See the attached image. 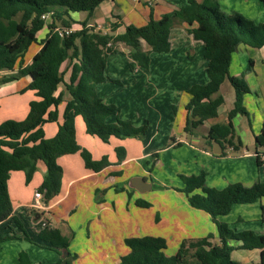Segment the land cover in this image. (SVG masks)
Wrapping results in <instances>:
<instances>
[{
	"label": "trees",
	"instance_id": "16d2710c",
	"mask_svg": "<svg viewBox=\"0 0 264 264\" xmlns=\"http://www.w3.org/2000/svg\"><path fill=\"white\" fill-rule=\"evenodd\" d=\"M100 1L0 0V71L17 68L16 72L2 76L0 83L29 75L31 80L26 88L33 90L39 97L29 102L24 119H6L0 123V223L12 213L7 187L10 171L22 170L28 182L36 170L37 161L42 160L46 169L37 190L47 202L61 188L62 167L57 163L59 156L79 152L85 167L93 171L112 164L106 155L93 159L91 153L78 144L74 124L76 116L82 118L87 134L103 142H108L112 136L122 139L144 133L147 122L134 126L128 120L119 119L118 108L112 103H105L98 96L96 85L107 79L118 82L107 77L104 70L108 55L117 52L119 43L128 46V58L147 70L150 56L143 49L142 40L154 52L169 51L170 29L176 22L186 23V31L195 40L202 41L208 77L204 84L194 83L186 90L189 100L185 104L187 116L184 131H191L208 117L217 114L223 98H212V94L227 79L234 89L233 106L225 122L210 125L206 144L211 147L212 141L218 142L222 148L219 156L227 155L225 146H231L234 151L242 146L235 134L232 118L237 114H247L243 96L250 89L244 74L230 75L229 66L239 44L264 46V22L257 23L240 15L225 14L219 10L218 0H186L184 5L158 19L150 14L143 25L128 24L122 34L103 33L94 26L86 25L85 21L79 22L80 29H72L76 22L72 13L86 11L90 15ZM46 13H50V16L43 19L42 15ZM193 24L196 25L191 27ZM44 25L48 27V34L38 42L36 34ZM115 28L114 23L111 30ZM57 29L62 30V34ZM34 42H38L40 48L32 61L23 66L24 54ZM66 58L72 61L69 82L65 84L70 99L65 103L62 121L58 123L55 135L46 138L42 125L47 121H57V106L62 97L55 96L54 92L62 81L60 66ZM109 116H115L116 121L109 122ZM256 141L263 145L264 137L257 136ZM115 152V164H119L125 158V148L117 146ZM256 155L259 163L257 151ZM205 177L203 170L196 174H180L182 186L175 189L185 195L190 206L203 210L211 217L216 225L218 243L212 241L211 233L196 239H183L175 254L168 256L164 253L166 239L162 236L125 237L124 244L128 252L121 255L116 264H240L231 257L232 251L254 248L260 249L259 264H264V235L252 230L234 231L219 219L230 212L232 205L254 202L264 196V183L245 186L233 182L218 189L208 186ZM135 204L140 207L151 205L142 198H137ZM262 212L264 214L263 207ZM12 220L22 235L12 232L1 237L0 241L22 237L34 243L35 240L28 235L20 220L16 216ZM35 234L39 241L60 254L56 261L48 264H73L76 255L68 250L72 236L64 235L58 227L47 226ZM63 250L65 253L62 256ZM17 264H32L26 251L18 252Z\"/></svg>",
	"mask_w": 264,
	"mask_h": 264
},
{
	"label": "crops",
	"instance_id": "0c3cea01",
	"mask_svg": "<svg viewBox=\"0 0 264 264\" xmlns=\"http://www.w3.org/2000/svg\"><path fill=\"white\" fill-rule=\"evenodd\" d=\"M221 1H225L218 0V4H221L223 7L229 4L228 1L227 4H223ZM245 1L249 2V0H243V2ZM185 3L186 0H157L153 4H148L146 0H101L90 15L86 11L73 12L72 17L76 22L72 25V29H80L81 24L79 22L85 21L86 25L94 26L103 33L122 34L128 24L143 25L149 19L150 14L155 19H158L163 14L177 9ZM114 23L116 24V28L112 31L111 25ZM195 25L193 24L191 27ZM187 27L186 23H174L169 34L170 50L158 52L169 53L179 51L180 55L154 56V51L142 40V47L149 52L150 56L149 67L147 70L142 68L143 71L139 69L141 67L136 62L133 65L124 60V58L131 60L127 57L129 48L119 43L117 45V52L109 54L106 59L105 75L111 79H119V74L113 70L114 64H118L120 69L123 64L128 65L131 75L127 77V80L131 81L130 86L132 89L128 90L125 86L121 87L119 81L113 82L107 79L96 85V93L105 103L114 104L118 108V116H121L122 119L127 120L129 119L128 117H132L135 121L134 123L139 126L147 119L149 128L155 131V133L159 131L160 124L157 120L152 124L151 120L153 118H150L148 113L142 114L139 112L137 108L140 107L135 103V97L146 94V100L150 102L153 98L161 99L179 96L178 107L175 110L178 115H182V122L180 121L177 127L175 126L176 124L170 125L169 130L172 138L176 134H185L184 137L180 136L172 140V143L180 144L186 141L188 145H184L177 150L180 155H192L195 159L191 158L192 160L186 162L190 164V166H185L187 167L185 169L189 171L186 175L196 174L203 170L206 173V184L218 189L233 182H239L245 186H250L256 182L264 183V159L260 158V162L258 163L256 155V151L259 153L264 151V144L259 145L256 141L257 136L264 137V46L250 47L239 44L232 54L229 74L239 76L243 73L250 91L243 96V104L247 110V114H237L232 118L235 134L240 139L242 146L237 151H234L231 146H225L227 155L219 156L213 154L212 146L209 147L206 144V135L210 125L227 120V113L233 106L234 89L227 79L224 80L219 89L212 94V98L217 96L223 98V102L218 106L217 114L208 117L202 124L192 128L191 131H184L187 116L185 104L189 100L186 90L193 84L192 81L196 80V82L199 81V83L204 84L208 80L204 57L203 60L199 59V65L195 67L189 58L192 55H196L197 50L199 52L202 50L203 43L201 40H195L186 31ZM47 34L48 27L44 25L36 34L37 41L43 40ZM38 42L30 44L28 47L23 57V66L28 65L39 50L40 45ZM71 63L72 61L66 58L60 66L62 81L58 84L54 95H61L62 101L57 106V121H47L42 125L46 138H51L55 135L58 123L62 121L65 103L70 99L65 84L69 82ZM16 70L17 68L15 67L13 71H0V78L14 73ZM30 80L29 75H24L18 79L0 83V123L6 119H24L28 112L29 102L39 99L33 90L26 88ZM163 80H166L167 83L161 87L158 81ZM222 88L227 92L228 100L223 96ZM118 103H122L124 105L123 108ZM175 106L174 104H170L171 109ZM52 109L53 106L50 107V110ZM111 118H114L116 121L115 116H109L107 120L109 121ZM74 124L78 144L86 148L91 153L93 159H100L103 155H106L112 164L105 166L99 171H93L85 167L79 152L59 156L57 163L62 167V183L59 191L61 193L45 202V208L40 211L32 209L30 205L33 202V193L41 183L46 169L44 162L42 160L37 161L36 170L32 175L30 185L26 184L25 174L22 170L10 171L7 187L12 204V213L7 220L0 223V227L4 225L2 232L0 231V238L12 232L22 235L20 228L12 220V217L16 216L24 229H26L28 235L35 242H30L22 237L0 241V252L2 251V256L4 257V260L2 259L0 264L7 262L4 256L7 250H9L10 258L12 257V263L14 262V264H17V256L20 250L28 253L32 264H48L56 261L60 257V254L39 241L35 233L46 226L55 228L60 224L64 226V231L61 232L66 236H72L68 244V250L76 255L73 264H87L83 255H93L96 253L102 254L100 255L101 261H95L93 264L118 263L120 256L128 252V247L124 244L125 237L155 235L162 236L166 240L174 239L178 244L183 239H196L204 237L209 233L217 237L216 225L211 217L203 210L190 206L183 193L172 189L173 193L170 194L178 200L164 204L166 207H163V205L157 210L158 221L155 212L152 214L153 216H148L145 213L147 211L152 212V204L149 207H140L134 203V200H130L127 202V208L132 213L129 214L126 210L123 212L118 211V205L96 202L97 200H94V196H90V199L83 203L82 208L85 209L87 216L81 221L75 218L72 219L74 217L72 214L73 210L75 211L76 208L81 207L78 206V199L73 202L76 206L72 204L69 208L70 210H66V215L61 214V204L71 196L74 185L75 191H77L79 186L84 185L80 183L83 180H88V189L92 190L93 193L96 188L103 186L112 187L114 184L119 183L122 185V189H129L132 198H142L144 200L146 199L143 198V193L152 189L155 184L151 177L152 174L142 163L143 160H147L151 155L157 154V149L146 150L147 146L154 142L156 136L154 132L147 139L146 143H144L147 137L145 136L146 133L141 134L143 135L142 140H140L142 138L140 135L137 136L138 139H133L138 141H131L129 143L124 138L120 139L113 136L110 137L108 142H103L98 137L86 133L84 122L80 116L75 117ZM131 137L134 136L125 138ZM117 146H123L126 151L124 160L119 164H115L117 159L115 147ZM131 162L133 164L130 165ZM65 170L73 174L66 182H64ZM118 170L122 174L124 173L123 171L127 170L129 176L133 177L129 180V183L125 182L123 176H119L114 172ZM35 178L38 182H33ZM31 185L33 186L30 188ZM179 185L176 184L175 186ZM164 192L169 193L170 191L167 189ZM262 207L264 208V196L254 202L232 205L230 212L224 216H220L219 219L226 223H231L228 220V216L235 213V219H237V224L240 227L236 228V230H252L264 235V214ZM22 215L24 216V220L22 219ZM124 216L125 218H123ZM130 217H133V219ZM247 221H250L249 223L252 224L247 226ZM26 226L29 227L31 232L27 230ZM155 226L156 228H160L155 230ZM84 228H86V231H84L85 239L91 240H87L89 244H86L84 238L82 244L79 242L77 234L81 232L83 235ZM145 230L149 232H145ZM14 240L18 242L25 240L29 246L17 245L18 248H16L17 246L10 245V242ZM3 246L5 247L1 249ZM125 247H127L126 252ZM234 251H237L236 256L239 261L251 264H253L252 260L256 257V251L260 253V249L258 248L235 249L232 252Z\"/></svg>",
	"mask_w": 264,
	"mask_h": 264
},
{
	"label": "rangeland",
	"instance_id": "374dc122",
	"mask_svg": "<svg viewBox=\"0 0 264 264\" xmlns=\"http://www.w3.org/2000/svg\"><path fill=\"white\" fill-rule=\"evenodd\" d=\"M224 1L225 2L221 1V3L227 4V1H228L229 4L225 5L224 7L221 4H218L219 10L221 12H224L225 14H230V15H240V16L246 17L248 19H251L257 23L258 22H264V2L262 0H249V2H247V1L243 2V0H224ZM202 51H203V48L200 52L197 50L196 55H192L191 57H189L191 62H192V65L194 67L199 65V59L203 60ZM188 52H189V48H188ZM183 54L185 55L184 52H183ZM155 55H180V54H179V51H173V52H169V53L154 52V56ZM181 55H182V53H181ZM124 60L135 65V62L132 60H128L126 58H124ZM154 63H155V60H154ZM153 67H154V65H153ZM139 69L143 71L142 68H139ZM113 70L115 73L119 74V79H117V80L119 81V84H121V87L125 86V88H127L128 90H131L132 89V87L130 86L131 81H129V79L127 80V77L129 75H131V72L129 71V66L126 64H123V66L120 69L118 67V64H114ZM153 70H155V69H153ZM154 82H156V81H154ZM166 83H167L166 80L158 81V84H160L161 87H162V85H164ZM192 83L193 84L199 83V81L196 82V80H195V81H192ZM152 88H154V86H152ZM222 93H223V96L226 98V100H228V96H227L228 94L224 90V88H222ZM146 97H147L146 94H142V95H139L138 97H135V103L137 105H139V107H140L137 109L142 114L148 113V116L150 118H153L151 120L152 124L157 120V122L160 124V127H159V131H157L155 133V131H153L152 129L149 128L147 119L145 120L147 122V127H146L143 134L146 133L145 136H147V137H146V140H144L145 141L144 143H146L147 139L150 137V135L153 132L156 134L154 142L151 143L149 146H147L148 148L146 150L151 151V150L157 149V155H156L157 159H156V157L151 155L147 160L142 161L145 168H147L148 171L150 172V174H152L151 177L155 183L153 185L152 189H149L143 193V195H144L143 198L148 200L153 205L152 212L147 211L145 213L148 216H151L155 212V216L157 219V215H158L157 210L160 207H162L164 204H167L169 202H174V201L178 200V199L172 197V195L170 194V193H173L171 191V189L177 191L175 189V187H177V188L181 187V180L179 179V175L180 174H186L187 172H189L188 169H185V168H187L185 166H190V164L186 163V162H189L190 160H192V159L195 160V159H194V157H192V155L184 156L182 154L181 155L179 154V151L177 149L184 146V145H188V143L185 140H183L185 142L180 143V144L172 143V140H175V139L179 138L180 136H182V137L185 136V134L181 133V134H176L175 137L172 138L170 135V130H169L170 125L176 124L175 126L177 127V124L180 121L182 122V115L181 114L178 115L177 111L175 110L178 107L177 105H178L179 96H171V98L166 97V98H161V99H154L153 98L150 102L146 100ZM115 104H117V103H115ZM118 104L120 107L123 108L124 105L122 103H118ZM170 104H174L176 106L173 107V109H171ZM226 105H228V104H226ZM118 118L120 119L121 116L120 117L118 116ZM128 118L129 119H127V120L130 121L132 125L139 126V125H136L134 123L135 121L132 117H128ZM121 120H124V119L121 118ZM109 121L115 122L114 118H111ZM199 129H201V128H199ZM141 136H142V138H140V140L143 139V135H141ZM124 139H126L125 141L127 143H129L131 141H138V140H133V139H138L137 136H134L131 138H124ZM113 141H115V140H113ZM131 164H133V162H131L130 165ZM126 169H129V168H126ZM153 171H154V173H153ZM114 172H116V174L119 176H123V179H125L126 183H129V180L131 178H133V177L129 176V174L127 173V170L123 171L124 172L123 174L120 170L114 171ZM72 176H73V174H71L65 170L64 171V182H66ZM31 179H32V177H31ZM30 180L28 182H26V180H25L26 184L30 185L31 184ZM33 182H38V181H36V178H35V180H33ZM87 182H88V180H83L82 182H80V183H83L84 185L79 186L77 188V191H75V189H76L75 185L72 187L71 196L61 204V207H62L61 214L66 215L67 214L66 210L67 209L70 210L69 208L72 204L74 206H76L73 202H74V200L78 199V202H79L78 206H81V207L76 208L75 211L73 210L72 214L74 217L72 219L75 218L76 220L81 221L83 218H86L87 215L85 214V209L82 208V205L84 202H86L90 199V196H94V200H97L96 202H106L108 205H112V204L118 205L117 210L120 212H123L126 210L129 214L132 213L130 211V209L127 208V202L130 200L131 201L134 200V203H135V200L137 198L136 199H135V197L132 198L131 193L130 194L128 193L129 192L128 188L121 189L122 185L119 183H116L112 187L103 186V187L96 188L94 190V193H93L92 190L88 189V185H87L88 183ZM176 184L177 185L180 184V185L175 186ZM32 186L33 185H31L30 188ZM167 189H169V191H170L169 193L164 192V190H167ZM133 207H135V206H133ZM163 207H166V205H164ZM132 210H133V208H132ZM228 217H229V219H228L229 222H231V223L227 222L228 226L234 231H241L242 229L236 230V228H240L239 225L237 224V219H235L236 214L233 213L232 215H230ZM63 218H66V217H63ZM123 218H125V216ZM130 218L133 219V217H130ZM22 219L24 220L23 215H22ZM158 220H159V218L157 219V221ZM249 222L250 221H247V223H248L247 226H250L252 224ZM135 226H137V225H135ZM3 228H4V225L0 227L1 232H2ZM26 228L29 232H31L28 226H26ZM58 228L61 231H64L63 225H61V224L58 225ZM159 228L160 227L156 228V226H155L154 229L158 230ZM84 231H86V228L83 229V235H84ZM145 232H149V231L145 230ZM136 233L139 234L138 232H136ZM77 235L79 237V242L82 244L83 238L85 239L86 236L85 235L83 236L81 232H78ZM141 236H143V235H141ZM85 240H86V244H89L88 241H91L90 239H85ZM212 240L214 242L218 243L217 237L213 236ZM234 242L235 241H233L232 243L234 244ZM10 243H11L10 245L15 246V247L17 245L29 246L28 242H26L25 240L23 242H18V241L14 240L13 242H10ZM178 245H179L178 242L175 241L174 239H167L166 240V249L164 250V253L168 256L175 254V252L178 248ZM4 247L5 246H3L1 249H3ZM16 248H18V246ZM22 248H24V247H22ZM126 248L127 247H125V252L127 251ZM95 252H97V251H95ZM255 254H256V257H255V259L252 260V262H253V264H257V263L259 264V260H260L259 253L256 251ZM100 255H102V254L96 253L93 255H83V258H84V260L87 261V264H93V262H95V261H101ZM236 255H237V251L232 252V258L234 260L238 261L240 264H251V263H247V262L242 263V261H239V259L237 258ZM4 256L6 257V261H7L5 264H14V262L12 263V257L10 258L9 250H7L4 253ZM2 259L4 260V257L2 256V251H1L0 252V261ZM10 260H11V263H10Z\"/></svg>",
	"mask_w": 264,
	"mask_h": 264
},
{
	"label": "built area",
	"instance_id": "2783aa9c",
	"mask_svg": "<svg viewBox=\"0 0 264 264\" xmlns=\"http://www.w3.org/2000/svg\"><path fill=\"white\" fill-rule=\"evenodd\" d=\"M157 0H146V2L148 4H153L154 2H156ZM50 16V13H46V14H43L42 15V18L43 19H48ZM59 34H62V30L60 29H57ZM65 32H69V29L68 30H65ZM258 155L260 158L264 159V151L262 153H259L258 152ZM45 205L46 203L44 202V199H43V196H42V193L39 192L38 190L34 191L33 193V202L31 203L30 207L32 209H35V210H43L45 208Z\"/></svg>",
	"mask_w": 264,
	"mask_h": 264
},
{
	"label": "water",
	"instance_id": "95a60500",
	"mask_svg": "<svg viewBox=\"0 0 264 264\" xmlns=\"http://www.w3.org/2000/svg\"><path fill=\"white\" fill-rule=\"evenodd\" d=\"M221 151H222V149H221L220 144L216 141H212V153L219 155L221 153ZM64 253H65V251L63 250L61 255L63 256Z\"/></svg>",
	"mask_w": 264,
	"mask_h": 264
}]
</instances>
